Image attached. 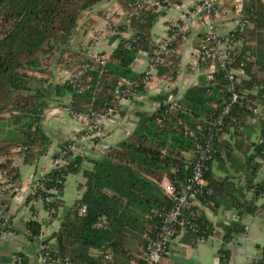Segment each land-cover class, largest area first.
Masks as SVG:
<instances>
[{"label": "trees", "instance_id": "obj_1", "mask_svg": "<svg viewBox=\"0 0 264 264\" xmlns=\"http://www.w3.org/2000/svg\"><path fill=\"white\" fill-rule=\"evenodd\" d=\"M103 1L0 0V18L12 20L0 37V176L7 183L19 186L14 157L30 164L47 151L50 139L41 122L50 104H61L78 114L117 109L118 97L131 98L130 89L121 81L140 83L143 78L142 73L132 70L137 55L147 53L148 61L156 57L157 45L150 41L149 32L162 11L146 6L128 15L137 6L135 0H120L126 15L118 24L110 23L115 20L107 22L118 41L108 57L100 60L84 56L79 47L71 48L81 14ZM151 1L165 9L178 2ZM239 6V10L231 7L232 17H243L245 25L231 35L240 39L243 50L255 59L253 64H246V75L236 84L237 91L244 93L242 106H231L218 131L212 124L221 115L223 101L229 98L228 80L224 71L212 82L201 76L199 84L177 101L180 109H168L173 93L156 95L154 112L138 110L132 114L134 127L128 137L98 157L76 156L46 172L40 183L45 190H56L55 199L45 202L49 194L37 189L25 203L34 216L30 203L41 200L49 224L57 222L41 243L47 246L53 240L51 248L43 250L52 264H145V236L158 235L165 216L175 206L158 183L165 179L177 190L189 184L208 142L216 151L204 154L207 159L200 162L201 183L193 186V198L182 210L181 225H174L173 238L181 234L187 245H194L198 239L220 238L218 264H228L230 245L246 232L241 220L262 210L258 202L264 199V143H256L259 135L264 136V129L260 127L258 133L257 126L248 121L252 109L264 107V1L240 0ZM174 33L172 28L169 34ZM185 36L176 35L168 44L174 52L160 55L161 62L156 64L157 77L168 84L177 74L178 48ZM202 37L198 36L199 42ZM242 55L237 63L244 61ZM49 60L54 67L63 64L67 77L62 83L39 76L43 74L40 66ZM134 89L141 94L146 91L141 83ZM67 145L68 140L62 141L58 149ZM57 157L56 152L53 159ZM85 163L88 169L83 168ZM216 170L223 175H217ZM79 173L85 179L80 199L75 208L66 207L61 200L63 184L68 176ZM79 204L87 209L82 217L77 215ZM201 207L214 213L227 211L235 219L220 224V230L215 231ZM42 224L36 220L26 223L24 237L28 242L40 236ZM256 249L251 264H264V246ZM107 250L110 256L105 260ZM94 251L100 254L93 257ZM16 255L20 262L15 264H29L25 255Z\"/></svg>", "mask_w": 264, "mask_h": 264}, {"label": "crops", "instance_id": "obj_2", "mask_svg": "<svg viewBox=\"0 0 264 264\" xmlns=\"http://www.w3.org/2000/svg\"><path fill=\"white\" fill-rule=\"evenodd\" d=\"M200 0H178L169 9L162 11L161 16L153 24L150 29V41L155 43L162 38L165 32L166 23L169 19L177 18L185 9H192ZM231 0H215V3L221 10L219 22L221 30L224 32L231 31L235 27V20L231 12ZM228 9L230 15L227 16L223 10ZM111 12L115 21L110 22L118 24L126 15L120 0H104L91 10L81 14L77 21V27L74 31L72 39L76 41L80 53L88 55L85 49L87 43L93 38V30L100 32L99 39L96 41V52L103 53L108 57L117 46V39L111 24L106 23L103 13ZM201 35L199 25H194L186 33L184 41L178 48V64L177 74L170 81V93L173 98L181 100L184 93L191 87L199 84L200 75L194 70V56L192 50L198 46V36ZM148 65L147 56L139 53L132 64V70L136 74L142 73ZM62 73V70L60 71ZM67 74L63 71V75L58 73L60 82L65 81ZM59 82V83H60ZM155 96L141 95L131 100L132 114L135 111L142 110L150 112V105L154 102ZM64 107L61 104L52 103L45 109L42 117V128L50 139L47 151L37 158L33 163L23 164L19 157H14L13 164L18 170V178L16 182L19 186L27 189L32 183L35 176L44 174L51 169V160L59 148L62 141L68 140L78 129V123L62 111ZM119 114L120 122H111L107 125L111 146L126 138V132L130 135L133 130V123L130 115L125 110H121ZM126 131V132H125ZM232 133V131H230ZM128 135V136H129ZM228 138V135L225 136ZM84 158H94L92 156H84ZM1 159V158H0ZM84 169L89 168V164H82ZM215 170V169H214ZM217 175L222 176L220 171H215ZM165 179L161 180L158 185ZM85 179L82 174L70 175L66 179L61 200L66 207H73L77 204L83 191ZM25 197H14L11 194L0 195V210L10 219V223L17 237L14 240H3L0 242V264H15L14 256L16 253H22L29 259V264H39L35 256L36 244L30 243L24 237L25 226L29 221V205L25 203ZM258 204L263 205V209L255 215L245 216L241 221L245 225V235L236 238L234 244L230 245L231 254L228 264H251L252 259L257 255V246H264V199ZM202 208V207H201ZM36 221H42L41 232L49 236L53 227L57 226V222L49 224L46 211L42 205H33ZM202 211L209 222L214 226L215 231H219L220 224H227L235 219L227 211L219 210L216 213L209 209L202 208ZM220 227V228H219ZM199 240V239H198ZM196 241L194 245H187L181 240V234L171 242V250L168 255L166 264H218L217 252L221 246V239L217 237H209L202 241ZM49 245H53V240L49 241Z\"/></svg>", "mask_w": 264, "mask_h": 264}, {"label": "built area", "instance_id": "obj_3", "mask_svg": "<svg viewBox=\"0 0 264 264\" xmlns=\"http://www.w3.org/2000/svg\"><path fill=\"white\" fill-rule=\"evenodd\" d=\"M135 2L137 3L136 8H134L128 15L137 14L140 8L146 6H155L157 11L165 10L164 5L152 2L151 0H135ZM220 16L221 10L215 4V0H200L192 9H185L178 15L177 18L169 19L166 23L165 32L163 33L162 38L155 42L157 45L156 57L152 61H148L146 69L142 72L143 78L140 82L146 90L143 95L155 96L166 94L170 91L169 84L157 77L156 64L161 62L160 55H164L166 53L172 54L174 52V50H171L170 47H168V44L174 39L176 35H185L192 28L191 22L193 21L192 26L199 25V27H202L201 35L203 36L199 42L198 48L192 50L195 60V73L203 76L206 81L212 82L214 81V77L217 73L224 71L228 80L226 90L230 93L229 98L227 101H223L221 115L212 124L213 126L219 128L218 131H220V128L223 126V118L230 113L231 106L236 103L242 106L244 101V93L237 91L236 84L239 82V80L245 77L246 73L244 67L246 64H253L255 60L254 57L248 55V53L243 50L240 39H236L231 35L233 32L243 30L245 25L243 17H240L239 20H235V27L233 30L224 32L221 30V26L220 28L218 26ZM114 20L115 18L113 15L105 18L106 23ZM172 28L175 29V33L170 35L169 31ZM122 35L126 36L127 33ZM99 36L100 32L96 29L93 30V38L87 43L85 49L87 50L89 57L102 60L105 59L106 56L98 54L99 52H96L95 50L96 41L99 39ZM140 53L147 56V53L145 52ZM241 54H243L242 58L244 61L237 63V59ZM140 83L126 82L124 80L121 81V84H124L126 87H128L127 89H130L128 94L131 98H125L124 96L118 97V108L108 109L104 114H78L70 111L68 108H63L62 111L74 119L78 123L79 127L76 132L68 139V145L63 149L57 150L58 157L55 159L52 158L51 169L64 166L76 156L98 157L102 155V153H104L105 150L110 147L111 144H113L107 130V125L111 122H120L118 113H120L121 110H125L127 115L131 114L130 117L132 116L130 103L131 100L142 95L141 93L136 92L134 89ZM115 93L118 95V91ZM177 101L178 100L173 97L169 98L168 103L170 104V107L168 109H180ZM156 108L157 104L153 102L150 105L149 111L154 112ZM248 121L250 124L257 126L256 131L260 133V127L264 129V107L257 106L256 108L252 109V116H248ZM230 131L232 130L229 129V132ZM187 134L189 136H193L191 132H188ZM128 135L129 134L126 132L125 136L128 137ZM256 143H264V136L261 137L259 135ZM215 148L216 147H214L212 142H208L205 145L204 150L200 152L199 162L197 161L195 164L194 175L192 179L188 181L189 184L185 185L184 187H180L178 190L167 181L162 184V189L165 195L175 202V206L165 216L159 234L151 237L149 235L145 236L146 246L145 252L143 254V260L145 264L167 263L166 261L168 260V255L171 250V242L176 238H173L175 235V230H173V227L174 225H181L179 222V217L181 216L182 210L187 206L189 199L193 198V186L199 185L201 183L200 162L207 159L205 158L204 154L206 155L209 152H215ZM44 174H38L35 176L27 189H24L21 186L11 185L10 183H7L5 180H3L0 176V195L11 194L14 197L23 196L26 200L27 196L34 194L37 189H43V191L49 194L45 199V202L49 203L55 199L57 192L54 189L45 190L43 184L40 183V180H42L41 178ZM65 184L66 181L63 185L65 186ZM32 204L40 205L41 200L33 201L30 203V205ZM86 210L87 209L84 204H79L77 206V215L80 217L84 216L86 214ZM28 220L36 219L34 216L30 215ZM16 237L17 233H15L14 229L12 228L10 219L0 210V242L3 240H14ZM47 237L48 236L42 234L41 232L40 236L34 242H30L36 244L35 256L39 264H52L48 254L43 253L44 248H51L49 243L47 246L41 244L42 241L47 239ZM202 240L203 239H199L198 241ZM109 253L110 251L107 250L104 256L105 260L110 256ZM99 254L100 253L94 251L91 255L93 257H97ZM14 262H20V259L17 255L14 256ZM65 264L70 263L65 262Z\"/></svg>", "mask_w": 264, "mask_h": 264}, {"label": "rangeland", "instance_id": "obj_4", "mask_svg": "<svg viewBox=\"0 0 264 264\" xmlns=\"http://www.w3.org/2000/svg\"><path fill=\"white\" fill-rule=\"evenodd\" d=\"M239 1L240 0H231V2H230L231 7H234L236 10H239V8H240ZM262 1H264V0H262ZM215 4L217 5V3H215ZM218 8H219V6H218ZM222 12L226 13L227 16L230 15V11L228 9L223 10ZM103 15H104V19H105L106 17L111 16L112 14H111V12H105V13H103ZM11 24H12V20L0 18V37L3 36L4 34H6L8 29L10 28ZM192 25H193V21L191 22V27H192ZM218 26L220 28V24H218ZM200 29L202 30V27H200ZM70 45H71L72 49H75L78 47L79 44H77L76 41L71 38ZM64 58H65V56H64ZM50 62H52V61L49 60L40 66V69L43 70V74L41 73V74H39V76H44V78H46L48 81L59 83L60 79H58V73L63 75V67H62L63 64H60L59 67H57V66L54 67L52 64H49ZM61 70H62V73L60 72ZM60 83H62V82H60ZM165 182H166V180H164L161 183V185H160L161 188H162V184H164Z\"/></svg>", "mask_w": 264, "mask_h": 264}]
</instances>
